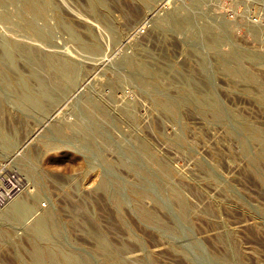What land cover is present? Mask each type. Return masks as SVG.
I'll use <instances>...</instances> for the list:
<instances>
[{
  "label": "rangeland",
  "instance_id": "rangeland-1",
  "mask_svg": "<svg viewBox=\"0 0 264 264\" xmlns=\"http://www.w3.org/2000/svg\"><path fill=\"white\" fill-rule=\"evenodd\" d=\"M0 264H264V0H0Z\"/></svg>",
  "mask_w": 264,
  "mask_h": 264
},
{
  "label": "bare ground",
  "instance_id": "bare-ground-1",
  "mask_svg": "<svg viewBox=\"0 0 264 264\" xmlns=\"http://www.w3.org/2000/svg\"><path fill=\"white\" fill-rule=\"evenodd\" d=\"M127 36V35H126ZM67 70V69H66ZM47 233V232H46Z\"/></svg>",
  "mask_w": 264,
  "mask_h": 264
}]
</instances>
